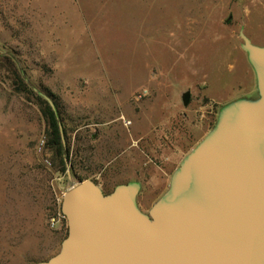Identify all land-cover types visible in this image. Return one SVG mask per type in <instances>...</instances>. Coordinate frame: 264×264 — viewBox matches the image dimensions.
Segmentation results:
<instances>
[{"label":"rangeland","instance_id":"obj_1","mask_svg":"<svg viewBox=\"0 0 264 264\" xmlns=\"http://www.w3.org/2000/svg\"><path fill=\"white\" fill-rule=\"evenodd\" d=\"M241 32L264 47V0H0V264L59 252L77 181L138 184L148 215L221 111L259 97Z\"/></svg>","mask_w":264,"mask_h":264},{"label":"water","instance_id":"obj_2","mask_svg":"<svg viewBox=\"0 0 264 264\" xmlns=\"http://www.w3.org/2000/svg\"><path fill=\"white\" fill-rule=\"evenodd\" d=\"M240 38L259 97L221 111L148 215L136 205L138 184L106 195L90 180L74 183L61 197L66 237L37 264H264V47ZM38 94L64 145L55 104ZM67 178L72 182L70 172Z\"/></svg>","mask_w":264,"mask_h":264},{"label":"trees","instance_id":"obj_3","mask_svg":"<svg viewBox=\"0 0 264 264\" xmlns=\"http://www.w3.org/2000/svg\"><path fill=\"white\" fill-rule=\"evenodd\" d=\"M44 103L47 106L46 117L48 119V124H49V128H50L49 139L51 141V144L54 145L57 148L58 151H62L63 150V146H62L61 140H60L57 120L55 119V116H54L53 112L51 111V109H50L49 105L47 104V102L44 101ZM61 165H62V168H64V164L61 163Z\"/></svg>","mask_w":264,"mask_h":264},{"label":"built area","instance_id":"obj_4","mask_svg":"<svg viewBox=\"0 0 264 264\" xmlns=\"http://www.w3.org/2000/svg\"><path fill=\"white\" fill-rule=\"evenodd\" d=\"M59 216H60V218H61V219H64V217L62 216V214H60ZM51 221H52V223H54V222H55V220H54V219H52Z\"/></svg>","mask_w":264,"mask_h":264}]
</instances>
